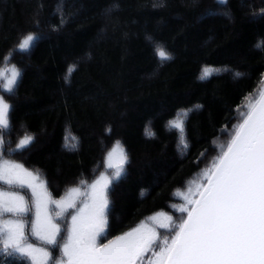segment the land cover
Returning a JSON list of instances; mask_svg holds the SVG:
<instances>
[{
  "label": "trees",
  "instance_id": "16d2710c",
  "mask_svg": "<svg viewBox=\"0 0 264 264\" xmlns=\"http://www.w3.org/2000/svg\"><path fill=\"white\" fill-rule=\"evenodd\" d=\"M162 2L0 0V67L21 73L3 94L10 105L9 128L0 130L5 158L59 199L68 186L90 181L119 142L128 162L108 188L111 239L157 212L177 216L176 192L197 176L202 156L264 79V51L256 48L264 41V0ZM28 34L36 39L18 51ZM147 36L173 59L161 63ZM204 66L221 71L201 81ZM173 119L184 121L186 150ZM28 135L33 142L16 151ZM0 264L27 262L0 256Z\"/></svg>",
  "mask_w": 264,
  "mask_h": 264
},
{
  "label": "snow or ice",
  "instance_id": "6c2138e0",
  "mask_svg": "<svg viewBox=\"0 0 264 264\" xmlns=\"http://www.w3.org/2000/svg\"><path fill=\"white\" fill-rule=\"evenodd\" d=\"M153 6L162 7V0ZM57 11L63 22V8L58 6ZM146 38L155 44L154 54L161 63L173 59L162 44ZM34 39L33 34L26 35L19 50L27 51ZM256 48L264 51V41ZM73 70L70 67L69 74ZM220 71L204 66L198 79L204 81ZM20 75L13 67L4 85L7 92H13ZM9 110L0 97V130L9 128ZM192 110H182L183 115ZM169 125L182 134L180 143L188 149L184 121L173 119ZM146 134L153 135L150 130ZM32 142L31 135L25 136L15 150H24ZM4 145L0 135V185L7 186L0 187V256L4 258L27 264H144V257L151 253L148 264H264V92L248 105L227 142L218 145L219 154L193 182L195 186L186 193L176 192L184 201L174 206L182 214L179 219L157 212L107 242L108 188L128 162L119 142L105 158L106 167L115 169L111 175L101 173L86 191L72 188L58 200L37 174L5 158ZM71 147L76 148V143Z\"/></svg>",
  "mask_w": 264,
  "mask_h": 264
},
{
  "label": "rangeland",
  "instance_id": "374dc122",
  "mask_svg": "<svg viewBox=\"0 0 264 264\" xmlns=\"http://www.w3.org/2000/svg\"><path fill=\"white\" fill-rule=\"evenodd\" d=\"M21 40H22V39H21ZM21 40H20V41H21ZM20 41H19V43H20ZM19 43L16 45L15 48H16L18 51H21V50H19V47H18V46H19ZM29 47H30V46H29ZM12 69H13V66H2V67H0V72L4 73V75H3L2 77H0V97H2V98H3V94H4V93H8V92L5 90L4 85H5V83H6V80H7L8 78L11 77ZM262 92H264V79H263V82H262L261 86L259 87V89H258V90H257L252 96H250V97L246 100V102H245V104L243 105V107H242L241 109H239L238 114H237V119L233 122V124H232L230 127H228V128L226 129V131H224V132L222 133L221 137H219V138L213 143V147H212V151H211V153H209L208 155L206 154V155H203V156H202V158H201V164H200V168H199V172H198L197 176H196L195 178H193V180L187 185L188 187H187V186L185 187V189L183 190L182 193H186V192L188 191V189H189L190 186H191V187H194L195 185H194L193 182L197 181V180L200 178L201 173L203 172V170H204L205 168L211 166V164H212V162L214 161L215 157L219 154L218 145H220V144H224V143L227 142V140H228V138H229L231 132L234 130V128L236 127V125H237L238 123H240V121H241V119H242V114H243L244 112L247 111V107H248V105H249L251 102H254V101L258 100ZM115 145H116V144L112 145L109 149H107V151L104 152V154L102 155V159H101L100 169L97 170V171L95 172L94 176L90 179V181L83 182V183L78 182V183L75 184V185L68 186V187L65 189L64 193L61 195V197H64V196L68 193V191H69L70 189H72V188H80L82 192L86 191V190H87V185H90L94 180L98 179L101 173H105V174L111 175L112 172H114L115 169H111V168H107V167H106V164H105V158H106V156H107V153H108L109 151H111L112 148H113ZM17 162H18V161H17ZM18 163H20V162H18ZM29 171H30V170H29ZM31 172H32V171H31ZM40 180H41V179H40ZM116 180H117V179H114L113 181H116ZM41 181H42V180H41ZM113 181H112V182H113ZM0 187H4V188H6L7 186H6V185H0ZM109 187H110V186H109ZM23 193H24L25 195H27V196H30V192H29L27 189H24V190H23ZM61 197H60V198H61ZM60 198H59V199H60ZM57 200H58V199H57ZM179 201H180V204H179V205H181V204L184 203V201L182 200V198H181ZM181 215H182V214L178 212L177 216H176L174 219H179ZM159 231H160L162 234H166L164 229H159ZM108 239H111V238H107V237H105V238H104V242H107ZM57 255H58V251H57ZM151 258H152V257H151V253H148V254L144 257V264H148V261H149Z\"/></svg>",
  "mask_w": 264,
  "mask_h": 264
}]
</instances>
